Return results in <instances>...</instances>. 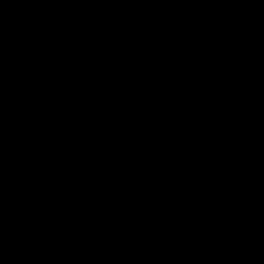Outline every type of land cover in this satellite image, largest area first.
Here are the masks:
<instances>
[{"label": "crops", "instance_id": "1", "mask_svg": "<svg viewBox=\"0 0 264 264\" xmlns=\"http://www.w3.org/2000/svg\"><path fill=\"white\" fill-rule=\"evenodd\" d=\"M40 43L0 48L5 221L119 170L143 187L141 212L104 248L72 249L56 264H264L263 167L228 164L198 131L187 104L130 116L108 112L79 50L66 54L64 79L27 70L29 56L44 59ZM233 237L243 246L229 262L226 240Z\"/></svg>", "mask_w": 264, "mask_h": 264}, {"label": "trees", "instance_id": "2", "mask_svg": "<svg viewBox=\"0 0 264 264\" xmlns=\"http://www.w3.org/2000/svg\"><path fill=\"white\" fill-rule=\"evenodd\" d=\"M121 2L108 6L100 0H83L67 14L77 26L82 21L97 26L98 39L85 37L79 47L73 43L72 48L81 51L90 81L95 79L99 85L92 90L106 101V110L113 115L130 116L131 109L158 113L187 104L198 131L228 164L240 162L264 168V137L253 140L244 149L249 129L242 130L244 122L236 113L222 115L218 120V130L229 137L227 146L219 147L209 139L204 116L194 103L197 86L190 76L179 75L180 68L190 72L209 65L216 66L218 75L222 60L228 55L223 46L231 43V51L238 49L240 53L236 69L245 76L264 78V0H206L195 4L175 0ZM42 40L43 31L38 35L13 31L0 37V48ZM96 74L99 77L94 78ZM181 82L190 98L183 103L173 95ZM233 99L211 102L226 112ZM216 131L213 129L212 135Z\"/></svg>", "mask_w": 264, "mask_h": 264}, {"label": "clouds", "instance_id": "3", "mask_svg": "<svg viewBox=\"0 0 264 264\" xmlns=\"http://www.w3.org/2000/svg\"><path fill=\"white\" fill-rule=\"evenodd\" d=\"M83 0H0V37L43 31L37 56L24 61L27 70L38 71L45 77L64 79L68 75L66 54H71L72 45L79 47L85 37L98 39L96 24L82 21L79 26L69 15H58L65 6H76ZM112 6L121 0H100ZM177 3H198L206 0H175ZM242 3L259 0H241ZM228 53L222 60L223 68L216 74V66L194 68L186 72L179 69L180 76H190L197 86L195 107L203 114L208 126L209 139L219 147L229 143L224 131L218 130V120L233 113L248 128L243 148L252 141L264 137V78L243 75L236 69L240 53L231 51L232 44L225 43ZM49 49H52L49 55ZM174 97L181 103L190 98L183 82L174 91ZM233 99L225 112L211 102H225ZM217 129L214 135L212 130ZM144 189L131 175L119 170L105 178H93L69 193L35 202L20 213L13 214L6 221L0 212V264H56V258L72 249L95 251L104 248L123 230L129 228L132 220L142 210ZM2 209V205H0ZM226 261L234 262V254L243 242L235 237L226 240ZM15 249L14 261L10 260ZM37 257L39 259L37 260ZM243 264V262H241Z\"/></svg>", "mask_w": 264, "mask_h": 264}, {"label": "rangeland", "instance_id": "4", "mask_svg": "<svg viewBox=\"0 0 264 264\" xmlns=\"http://www.w3.org/2000/svg\"><path fill=\"white\" fill-rule=\"evenodd\" d=\"M122 3V2H121ZM74 8V6H65V7H63L62 9H61V12L59 13V14H62V15H67L69 12H71V9H73ZM95 10V9H94ZM124 12V11H123ZM125 14V13H124ZM73 51H76V50H73ZM76 54H77V52H76ZM96 99H98L99 100V98H96ZM91 101V100H90ZM94 106H96L97 107V109H98V106H99V104L97 103H94ZM96 109V110H97ZM131 109V108H130ZM135 110V111H134ZM131 111H133V113L134 114H136V113H144V112H146V113H149V112H147V111H144V112H138L136 109H131ZM237 163H239V162H237Z\"/></svg>", "mask_w": 264, "mask_h": 264}]
</instances>
